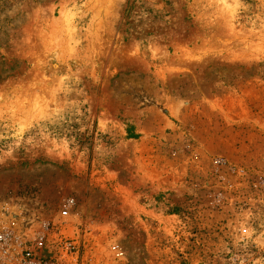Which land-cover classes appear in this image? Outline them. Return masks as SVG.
Instances as JSON below:
<instances>
[{
  "label": "rangeland",
  "instance_id": "1",
  "mask_svg": "<svg viewBox=\"0 0 264 264\" xmlns=\"http://www.w3.org/2000/svg\"><path fill=\"white\" fill-rule=\"evenodd\" d=\"M10 231L52 264H264V0H0Z\"/></svg>",
  "mask_w": 264,
  "mask_h": 264
},
{
  "label": "built area",
  "instance_id": "2",
  "mask_svg": "<svg viewBox=\"0 0 264 264\" xmlns=\"http://www.w3.org/2000/svg\"><path fill=\"white\" fill-rule=\"evenodd\" d=\"M0 261L3 264H52L33 253V246L28 243H18L12 232L0 235Z\"/></svg>",
  "mask_w": 264,
  "mask_h": 264
},
{
  "label": "trees",
  "instance_id": "3",
  "mask_svg": "<svg viewBox=\"0 0 264 264\" xmlns=\"http://www.w3.org/2000/svg\"><path fill=\"white\" fill-rule=\"evenodd\" d=\"M131 137H134V136H131Z\"/></svg>",
  "mask_w": 264,
  "mask_h": 264
}]
</instances>
